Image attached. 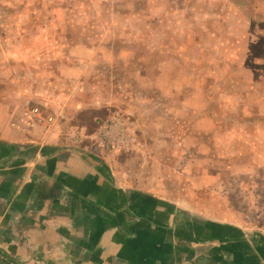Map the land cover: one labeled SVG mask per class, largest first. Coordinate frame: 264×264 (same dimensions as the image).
<instances>
[{"label":"crops","instance_id":"obj_1","mask_svg":"<svg viewBox=\"0 0 264 264\" xmlns=\"http://www.w3.org/2000/svg\"><path fill=\"white\" fill-rule=\"evenodd\" d=\"M262 5L249 9V20L243 23L248 47L250 39L264 40V0ZM223 23H217V33L209 37L236 41L237 23ZM46 58L48 65L55 62ZM180 61V55L164 56L155 79L172 74V65ZM229 65L236 79L253 86L247 97L255 98L251 101L255 108H263L264 84H256L264 78V70L256 73V68L236 62ZM18 69L26 70L22 61ZM59 70L64 76H76L64 66ZM4 76L0 264H264V233L243 228L220 205L203 199L201 182L184 188L166 177L165 160L172 156L168 149L172 118L167 109H172L174 97L179 95L176 109L185 112L215 108L204 98L190 105L188 85L179 89L150 85L152 94H164L166 116L145 106L126 113L123 100L109 96L102 102L85 95L78 103L57 100L46 106L36 100L41 102L39 119L31 127L23 120L28 78L23 73ZM236 108L224 104L229 114ZM112 111L121 114L126 129L132 128L133 142L143 143L142 150L136 144L131 150L102 148L97 133ZM202 123L217 125L214 119Z\"/></svg>","mask_w":264,"mask_h":264},{"label":"rangeland","instance_id":"obj_2","mask_svg":"<svg viewBox=\"0 0 264 264\" xmlns=\"http://www.w3.org/2000/svg\"><path fill=\"white\" fill-rule=\"evenodd\" d=\"M262 1L0 0V85L5 73H23L28 108H38L41 102L36 100L45 106L57 100L68 104L86 95L100 102L108 96L123 100L126 113L145 107L161 115L170 111L172 156L165 160L166 177L184 188L201 182L203 199L220 205L243 228L264 233V105L255 108V98L247 97L253 86L236 79L229 65L264 70V40L250 39L248 47L243 25L248 10L261 7ZM221 22L237 23L236 41L209 37ZM244 50L248 55L241 54ZM168 55H180L182 61L172 65L168 78L155 79L159 61ZM46 57L55 62L48 65ZM21 61L26 69L22 72ZM60 66L76 76L62 75ZM260 79L256 86L264 84ZM150 85H188L190 105L204 98L215 108L186 113L176 109L178 95L166 111L164 94H152ZM224 104L236 105L237 112L229 114ZM116 116L115 111L108 119ZM203 119H214L217 125L209 127ZM134 144L139 150L144 147Z\"/></svg>","mask_w":264,"mask_h":264},{"label":"built area","instance_id":"obj_3","mask_svg":"<svg viewBox=\"0 0 264 264\" xmlns=\"http://www.w3.org/2000/svg\"><path fill=\"white\" fill-rule=\"evenodd\" d=\"M40 109L37 107L28 108L24 111V122L32 126L36 120L39 119ZM49 122L51 118L47 119ZM122 120L119 116L109 118L103 123L98 131L97 135L100 139L99 144L106 151H119L121 149L131 150L133 149V139L129 133L123 128ZM74 134V133H72ZM74 138V136H72Z\"/></svg>","mask_w":264,"mask_h":264}]
</instances>
